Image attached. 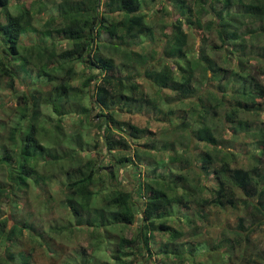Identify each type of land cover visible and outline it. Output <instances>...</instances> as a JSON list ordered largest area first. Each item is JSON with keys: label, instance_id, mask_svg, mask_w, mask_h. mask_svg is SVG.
Masks as SVG:
<instances>
[{"label": "trees", "instance_id": "16d2710c", "mask_svg": "<svg viewBox=\"0 0 264 264\" xmlns=\"http://www.w3.org/2000/svg\"><path fill=\"white\" fill-rule=\"evenodd\" d=\"M16 1L14 12L12 0H0V76L10 88L21 80L28 86L15 92V105L3 108L7 117L0 118V264H37V253L56 264L65 253L59 239L74 241L81 230L90 240L85 264H185L186 259L221 264L220 245L210 251L201 241H182L184 231L169 222L176 211L178 219L195 226V215L203 224L214 209L252 206L250 219L238 216L240 232H225L235 248L240 233L255 232L264 221V0H53L50 10L45 0ZM158 1L162 15L153 25L150 9ZM43 11L46 16L36 26ZM206 17L214 19L218 43L212 48L218 60L206 49L189 56L193 50L185 27H201ZM157 30L165 37L160 52ZM103 41L126 61L116 64ZM65 42L70 45L60 48ZM155 51L169 69L149 66ZM77 63L83 65L80 72ZM124 72L134 80L107 77ZM138 78L153 85L150 93ZM209 79L217 81V90L205 89L209 104L201 94L185 104L183 98L199 91L196 81ZM4 102L0 98V107ZM44 105L57 118L47 117ZM125 112L146 122L119 119ZM71 114L84 116L83 127L101 130L90 137L91 146L83 131L68 135L64 130L63 117ZM225 119L235 124L226 129ZM214 120L222 124L221 133ZM235 126L253 140L238 145ZM73 140L97 156L80 165L63 162L64 155L54 157L69 143L64 152L73 159L78 153ZM102 148L113 166L99 174ZM126 175L130 190L123 188ZM54 184L70 218L48 220L42 213L17 218L33 190L55 198ZM4 204L15 221L5 215ZM130 226L137 228L131 237L126 235ZM110 241L115 246L108 248ZM102 244L109 261L92 252ZM244 246L241 259L251 260V240ZM69 258L60 263L69 264ZM173 258L176 262H169Z\"/></svg>", "mask_w": 264, "mask_h": 264}, {"label": "rangeland", "instance_id": "374dc122", "mask_svg": "<svg viewBox=\"0 0 264 264\" xmlns=\"http://www.w3.org/2000/svg\"><path fill=\"white\" fill-rule=\"evenodd\" d=\"M58 2L60 0H57ZM13 5L10 7L12 11L16 12L18 6L20 5L19 2H17L16 0H12ZM47 4V7L49 8V10L55 5V1L53 0H45ZM160 4L161 1H158V3H155L151 9L150 12L152 13V16L149 17L150 20L152 21L153 25H156L157 20L161 17L162 15V11L160 10ZM105 7H101V9L103 10ZM1 9V7H0ZM117 13H119L118 11H115ZM46 11H43L39 14L36 15V21H35V25L39 26V22L41 20V17L46 16ZM214 19L212 17H206L204 19V24L203 26L199 27L197 25H192L191 27H185L186 29V33L188 35V40L190 43V46L192 48V53L189 54V56L193 59L195 54H198V51L201 49H206V51L209 54H214V58L221 59L220 55L217 54V49L216 51L212 48V46H215L218 43V39L216 36V33L214 31V29H212L213 26V21ZM156 36L158 37L157 42L159 43L157 46V50L158 52H160L163 48H164V40L165 37L163 35H161L160 31H156ZM136 40H140V38H136ZM70 45L69 43L65 42L64 44H62V46L60 48H65L66 46ZM102 47H106L107 50H105V54L110 56V54H112L114 61L116 64L121 65L124 61H126L125 59H123L122 53L117 52L114 50L113 45L111 44V42L108 41H103L101 43ZM133 47L136 48L135 45H133ZM152 47H154V45H152ZM109 49H111V52H109ZM113 50L115 51V53H113ZM156 53L155 51V57L154 59H152L149 63V66L152 67V69L154 71H160L163 68H167L169 69V66L171 65L167 60L161 59L160 54ZM15 61V60H14ZM255 63H260L259 61L255 60ZM169 65V66H168ZM83 68V65L81 63H77L76 64V72H80ZM30 69V73L33 75L34 74V68H29ZM125 71V70H124ZM95 72H99V69H95ZM177 72V71H175ZM222 73V71L220 72V74ZM124 75L128 76V73L124 72ZM211 74V73H208ZM122 75V76H124ZM119 76V75H117ZM129 77V76H128ZM180 77V76H179ZM211 78V77H210ZM96 79L98 80L99 77H96ZM134 80L133 78L127 82H130ZM143 86V88L146 89V91H148L147 93H150L151 91V87L153 86L150 82L144 80L143 78H138L137 79ZM197 86L199 87L197 90H199L197 93H194L192 98H183V101L185 104H189L192 103L193 101H195L198 97V94L204 95V100L206 102V104H209V101L207 99V94L205 93L207 90L205 89H215L217 90L216 84L217 81H211L210 79L206 82V80L204 82L197 80L196 81ZM220 84V83H219ZM28 86V84L24 81H18L16 83V87L15 89L10 88L9 83L7 81L6 78H3L0 76V98H2V100H4L5 102L2 104V106L4 107H0V118H6V113L4 111H2L3 108H7L9 106L15 105V92L19 91V90H23L24 88H26ZM43 110L45 112V115L47 117H53L54 119L57 118V116L55 115V113L53 112V110L44 105ZM98 111V109H94L93 113ZM7 112H10L9 110H7ZM130 113H123L121 116H119V119H123V120H132L134 123H138L141 122L140 124H144L146 122L145 117L144 116H140L139 114H137L134 117H129ZM264 114H261L260 117L264 118L263 116ZM244 116V115H243ZM85 120L84 116H80V115H67L66 117H63V122L65 124L64 130L66 131V133L68 135H71L72 133H76L78 131H83L86 135V140H84L85 144H89V146H91L92 144L90 143L91 141L89 140L90 137L93 138L97 131L101 132V130H98L96 127L91 126L89 128H85L83 127V121ZM216 123H219V130L220 133L223 131L222 129V124L217 121L214 120ZM224 126L227 129L229 126H233V124H235L234 122H228L226 119L224 120ZM256 124H253V127H255ZM238 129L236 130L238 133V142L237 144L240 145L241 143L244 144H249L253 138H252V134H250V136H248V131L245 132V130L241 129L238 126H235ZM229 131V130H228ZM226 134V133H225ZM72 143L74 144V146L76 147L75 149L77 150V154L75 155V157L73 159H69L70 157L65 154L66 151H68L69 149L67 148V145L69 143H64L61 147V150L57 151V153H55L54 157H59V156H65V159L63 160V162H67L70 163V161H73L75 163H78L82 161H86L87 159H89V157H96L97 154H94L92 151H87L88 149V145H85V148H83L82 146H80L78 143L74 142V140L72 141ZM70 147H72L71 145H69ZM248 147H250L248 145ZM65 148H67L65 150ZM92 148V147H91ZM196 145L194 144V142L191 144L190 147V153L192 154V157L196 155V151H195ZM104 149V148H102ZM65 150V152H64ZM105 149L102 151L101 154V159L100 162L98 164V173H106L107 172V165H109L110 168H112L113 164L110 163L109 158L108 157V153L105 154ZM196 158V157H195ZM195 158H192L195 159ZM264 158V157H263ZM198 164H200V161L197 162ZM243 163H244V159H243ZM262 165L264 166V163H262ZM172 167V166H171ZM126 168V167H125ZM125 168H121L120 170L124 172ZM174 168V165L173 167ZM186 168V167H185ZM175 169V168H174ZM123 178V177H122ZM131 176L126 175L124 176V178L122 179L123 182V188L125 190H130L131 188V182L130 179ZM129 180V181H128ZM98 185V184H97ZM96 186V185H95ZM59 184H54L52 186V189L54 191L53 195L55 194V198H49L48 194L46 197H44V195L42 194V191H40L39 189H35L33 190L30 195L28 194L27 196H25V199L23 201H26V203H21L20 206L18 208L17 212V218L20 216V219H24L27 216H35L37 213H42V217L49 219H54V221L60 220V221H65L63 219V217L66 218H70V214L69 212H67L66 210H64L60 203H59V198L61 197V195L57 194V189H59ZM47 191H49V188H47ZM241 197L245 200H247L246 196L244 194L241 193ZM5 205V204H4ZM4 209V213L6 216H8L9 218H12L13 221H15L13 219V216L10 215V211L7 209V206L5 205L3 207ZM252 211V206H249L248 208H246L243 204H241L240 206H238V208H231L228 211H222V210H218V209H214V212L209 215V217H207V219L205 220V222L202 224L199 222V216L195 215L194 217L198 220L197 225L193 226L190 222L184 221V220H180L178 219V211L176 214V217L173 221H170L169 223L172 226H175L177 228H180L184 231V237L182 239V241L187 240L188 242H192L193 241H201L205 244H208L210 246V251H216L217 249V245H220V252L222 253L221 257H220V263L221 264H264V221L262 223V225L259 227V229H257L255 232H251L248 235H245L244 233H240V240L237 241V244L235 245L234 248V244L231 242L226 241V237L225 236H229L227 235L225 232L228 231H239V228L237 227V223H238V216H244L246 217V214H248V219L251 218V215L249 214ZM187 213H189V211H187ZM12 214V212H11ZM32 214V215H30ZM13 221L11 222V224L13 223ZM37 228V226H36ZM38 229V228H37ZM137 232V228L130 226L128 227V229H126V235L131 237L133 234H136ZM240 232V231H239ZM25 234V238L29 241L30 237H29V228L25 229L24 231ZM78 234V235H77ZM77 237H74V241L72 240H68L65 238V236H63L61 239H59V242L61 245L64 246L65 249V253L63 255V258L61 259L60 262H62V260H64V258L70 257L68 259L69 264H85V259L87 257L88 254H85L84 252H88L91 253V249L89 248V244L88 242L89 240V234L86 232H83L82 230L80 232H76ZM88 237V238H87ZM206 239H208L209 241H206ZM245 239H250L252 242V246L251 249L249 250V253H252V257L251 260H242L241 259V252H242V248L245 247L244 246V240ZM55 242H57V239H54ZM181 241V242H182ZM77 246L78 250L80 252H76L77 248L75 247ZM115 246L114 243H112L110 241L108 248H111ZM4 252V248L0 246V255H2V253ZM95 255L101 257L102 259L109 261L110 260V254L108 253V251L105 249V244H102L101 246H95L93 251H92ZM74 254V255H73ZM201 257L206 258L209 257V255H202ZM178 258V257H177ZM177 258H173L170 259L169 262L173 263L176 262ZM253 259V260H252ZM35 262L37 264H54L53 260L50 259L48 256L46 255H35ZM191 259H186V261L184 262L185 264H192L190 262ZM214 262L218 261L217 257L215 259H213ZM60 262L56 263V264H61ZM64 264H68L67 262H65ZM135 264H143V261H137Z\"/></svg>", "mask_w": 264, "mask_h": 264}, {"label": "water", "instance_id": "95a60500", "mask_svg": "<svg viewBox=\"0 0 264 264\" xmlns=\"http://www.w3.org/2000/svg\"><path fill=\"white\" fill-rule=\"evenodd\" d=\"M107 77H108V78H115V79H117L118 81H129V80H131V78H129V77L126 76V75H124V76H117V75L113 76V75H108Z\"/></svg>", "mask_w": 264, "mask_h": 264}]
</instances>
